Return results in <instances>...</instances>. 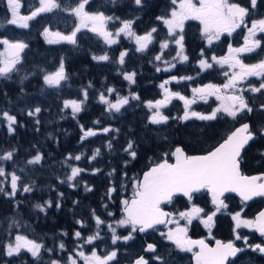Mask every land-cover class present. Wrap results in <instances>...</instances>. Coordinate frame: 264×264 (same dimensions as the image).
<instances>
[{"label": "snow or ice", "instance_id": "obj_1", "mask_svg": "<svg viewBox=\"0 0 264 264\" xmlns=\"http://www.w3.org/2000/svg\"><path fill=\"white\" fill-rule=\"evenodd\" d=\"M113 5L119 0H109ZM10 18L0 20V29H6L7 26H15L19 29H29L30 21L36 20L43 14L54 13V11H63L75 17L74 27L71 32L63 33L61 31H52L48 26L43 28L41 35L45 42L49 45L70 44L78 46V33L86 29L101 38L103 42L111 47L120 43V37L129 39L135 44V52L144 53L149 50L158 37L159 30L153 26L143 34H138L133 25L139 17L134 19H121L119 16L105 15L103 11L89 12L86 6L90 5V0H76L74 5H65L62 0H36V3L30 6L27 14H21V0H5ZM134 5L138 9H143L145 0H133ZM175 5L170 12L164 15H158L156 20L160 22L166 29V35L159 39L160 52L153 57L154 61L161 62L164 67L156 66V72H171L176 68L177 64H183L189 61V56L185 50V22L199 21L200 36L206 45L211 47L215 41H219L221 36L227 34L232 36L237 29H245L244 42L239 47H233L231 43L228 45V53L223 57L213 55L210 59L205 57L204 49H201V58L197 61L199 72L212 69L214 65L224 68L223 76L226 78L223 84L207 83L191 87L192 96L189 98L179 91L170 90L167 85L171 83L180 84L184 81H192L195 79L191 75H170L158 87L162 90V98L156 100L144 101V106L148 109V123L152 125L166 124L169 119L179 120L181 122L191 119L199 121H217L228 118L233 121L239 120L245 114H252L254 107L245 93H261L264 94V58L258 62L248 64L245 63L241 56L243 54H259L264 49V38H258L259 34H264V17L252 19L249 26L248 18L253 15V11L258 6V0H250V7H245L236 2V0H171ZM118 21L119 27L115 31L109 30L110 22ZM175 45V56L171 59H164L165 50L170 49L171 45ZM0 79H11L14 74L19 75L23 70L25 52L29 45L21 39H13L8 36H0ZM129 55V50L125 49L119 53L118 58L114 61L119 64L117 73L123 77L129 85L136 83L135 71L127 72L123 70L125 65V57ZM93 61L110 62V55L105 52L102 55H93ZM152 61H150L151 63ZM43 72V84L47 88L59 90L64 86L62 82L69 80V74L66 70L65 59L61 57L56 69L52 72ZM199 72L197 75H199ZM29 73L20 76L21 82L28 78ZM249 77H257L261 79L258 86L249 83L244 86V82ZM93 84L88 83L86 87H82L80 92L83 99H64L63 107L60 109H71V115L74 120L77 119L79 113L84 111L85 103L89 99L88 89ZM23 91V89H21ZM43 91V89H42ZM115 94V99L110 100L109 96ZM214 97L219 103L211 112L202 113L192 109V105L197 101L208 103L209 98ZM98 102L105 105L104 111L110 116L113 113H120L130 100L139 101L141 98L135 92H129L128 95H121L117 89L107 86L101 91L97 97ZM173 99L183 102V114L179 116L169 117L165 115L161 109L166 108ZM259 110L264 111V103L259 105ZM42 109L37 106L27 112L30 117H37ZM64 117L62 116L61 119ZM0 121L6 122L8 133L14 134L18 125L16 116L10 114L7 110H0ZM36 125L40 124V120H35ZM93 125H99V119L92 121ZM23 126V125H19ZM80 127V138L78 143L83 146L89 138L98 135L110 136L112 132H119L110 126L100 128ZM39 131V127L36 129ZM259 135L264 136V125L258 129ZM51 136V134H49ZM257 131L253 130L252 125L248 122L241 123L239 127L226 136L218 146L204 154L189 155L181 146H176L162 154L158 161H152L151 166L143 172L141 176L129 178L125 170L118 172L117 168H111L107 172L109 177V186L102 200H114L113 193L118 191L114 183V178L119 174L122 181H130L131 196L124 197L120 200L121 215L116 218L115 213L108 211L109 204L104 202L101 206L105 210L110 220L102 218L95 209L90 210V216L94 221V230L90 235L84 236L83 229L89 227L85 219H76L78 225L72 233V239L75 247L69 252L67 259H57L54 257L57 252L67 251L65 242L58 240L56 247H48L43 238H34L27 232H21L22 227L19 220L13 218L8 223V229H15V233L8 231L7 235L11 239H6L0 245L2 254L5 257L22 259L25 254L32 258L34 264H43L44 254L47 253L49 260L47 264H78V260H82L84 264H119L118 249L113 248L105 255L97 254V250L93 247L90 254L84 251L85 245H93L95 241L103 240L102 232L107 229L111 234V244L117 245L118 241L125 244L134 239V233H148L149 231L158 233L161 240L167 244L174 246L180 252H191L196 264H236V260L240 259V254L244 253L246 248L252 252H259L264 255V242L252 245L248 243V238L242 236L238 231L240 228L254 229L262 237H264V210H261L256 217L244 218L241 207L235 213H228L229 205L226 202L231 198V194L239 197L245 204L254 198H264V173L257 176H247L241 172L242 152L250 141H254ZM114 136H110L104 147L112 151ZM165 139H167L165 137ZM35 147V145H33ZM16 149L0 151V193L10 199H15L17 193L33 192L36 182L31 180L30 183L23 182V176L18 173H27L25 167H15ZM123 153L129 159L123 160V169H127L128 165L137 159L138 149L137 143L133 139H129L122 148ZM261 156H264L262 151ZM101 155V148H95L92 154L87 157L91 164L98 156ZM85 156L84 152L73 155L67 154L61 161L63 166L70 169L64 179H60L59 183L67 184L69 188H77L79 186L78 178L82 173H90L96 175L103 172V169L92 167L91 169L79 167L71 161H80ZM43 159L42 154L37 153L26 161V165L40 164ZM151 160V158H149ZM174 161V162H171ZM12 162L13 170L8 171L6 163ZM8 185L6 188L5 185ZM121 187L125 188L126 184L121 183ZM10 188V190H8ZM84 191L92 192L93 187L84 183ZM208 194L210 203L214 210L206 211L204 207L198 206L195 200L198 195ZM63 192L58 193V199L53 202L51 199L45 200L43 203H33L34 210L47 214V210L53 207L60 209L62 207ZM183 198L186 201L185 207L181 209L168 210L167 206H174L176 202ZM79 201L74 200L73 205H78ZM19 205H16L18 209ZM71 211V210H70ZM227 213L231 215L234 221L233 235L235 240H243L244 246L240 247L233 240L227 242L219 239L215 240V247H210L205 239H191L189 237V226L194 221H199L209 232V239H212L211 232L214 226V217L217 213ZM181 221L184 223L181 224ZM171 225V227H170ZM118 229L127 231V235L118 233ZM68 232L60 230L59 237H67ZM194 249H198L195 251ZM144 252L151 253V261L156 264H169L166 255L161 251L157 243H147ZM150 259L144 255L137 256L131 264H150ZM24 264H27L25 261Z\"/></svg>", "mask_w": 264, "mask_h": 264}, {"label": "trees", "instance_id": "obj_2", "mask_svg": "<svg viewBox=\"0 0 264 264\" xmlns=\"http://www.w3.org/2000/svg\"><path fill=\"white\" fill-rule=\"evenodd\" d=\"M162 1L145 0L143 9H138L134 5L133 0H121V2L119 0L115 5L110 3L109 0H90V5L86 6V9L89 12L103 10L105 15L119 16L121 19H134L135 17H139L133 27L138 34H143L153 26L157 27L159 32L162 30L159 22L156 20V17L160 14L158 9ZM236 2L242 6L250 7V0H236ZM133 8L137 11L136 14L133 13ZM262 17H264V0H258L257 8L253 11V15L248 18L249 26L252 19ZM116 24L120 26L118 21H113L109 23L108 28L113 30ZM245 34V29H237L232 36L224 34L219 41H215L209 47L200 36L198 23H187L185 26L184 43L189 61L183 64H177L176 68L170 73L164 71L158 73L155 70L156 66L164 67L161 62L153 60V57L160 52L157 41L144 53H135L134 42L125 39L123 36L120 37L119 44L112 45L111 47L95 40H82L78 42V46L66 44L57 45V47L48 46V48L45 46L44 48L36 42L32 48H28L25 52L21 73L19 75L14 74L12 76L13 78L7 79V81L0 79V110L9 111L10 114L16 116L19 122L15 126V133L10 135L7 131L6 122L0 121V151L15 148L17 150L15 167L17 169L25 167L28 170L27 173H19L23 176L24 183H30L31 180H35L36 186L31 193L18 192L13 200L0 193V245L6 239L12 238L6 235L7 237L5 239L2 235L6 231L14 230L8 229V223L11 219L16 218L21 225L26 226L20 229L22 232H27L34 238H43V242L50 248L56 247L58 240L62 239L67 249H69L74 242L72 233L78 227L75 223L76 219H85L89 224L88 228L82 230L84 236L89 235L94 230V221H92L90 216L91 209H95L97 214L102 218L110 220L111 218L107 217L105 210L101 206L104 202H107L109 204L108 211L115 213L116 218H119L122 214L120 211V200L124 197L131 196L130 181H122V176L118 174L114 178L115 186L118 189L116 193H113L114 200H102L109 186L107 172L111 168H117L118 172L120 170L127 171L129 178L141 176L144 170L151 166L152 161H158L164 152L174 149L179 145L189 155L203 154L212 150L217 143L226 138L230 131L243 122H249L253 130L257 131V136L243 151L241 168L245 173L257 174L264 172V156L260 154L264 151V136L259 135L258 132L259 127L264 125V111L259 110V105L264 103V94L245 93L250 102H252L255 110L250 115H243L237 121L228 118L217 121L191 119L183 122L169 119L166 124L152 125L148 123L147 118L150 113L143 103L144 101L162 98V90L158 85L170 75H191L195 77L192 81L167 85L170 90L179 91L189 98L192 96L191 87L207 83L223 84L226 78L222 73L226 70V67L220 68L214 65L212 69L199 72L197 61L201 58L200 51L204 49L205 57L209 59L213 55L222 57L228 53L229 43L233 47L241 46L244 42ZM258 38H264V34H259ZM125 49L129 50V55L125 57L123 70L127 72L135 71L137 73L135 77L136 83L132 85H129L117 73V68L120 65L114 62L118 58L119 53ZM105 52L110 55V62L97 63L92 60L91 57L93 55H102ZM172 56H175L174 52L172 55L165 52L164 59H171ZM61 57H64L66 70L68 74H71L69 75L68 83L62 82L64 86L59 90L47 88L42 84V74L44 73L40 70L44 69L46 72L54 71ZM261 58H264V49L260 50L259 54L253 53L241 56V59L248 64L256 63ZM150 61L152 62L150 63ZM35 66L39 68H35ZM198 72L199 75H197ZM25 73H29L28 78L21 82L20 76ZM89 82L93 84V87L88 89V92L90 91L89 99L85 103L84 111L78 114L77 119L74 120L72 118L69 109L61 112L60 109L63 107L64 99H83L80 89L86 87ZM247 83L257 86L261 83V79H250ZM107 86L114 87L121 95H128L129 92H135L141 99L139 101L130 100L129 105H126L120 113H113L110 116L104 111L105 105L99 103L97 99L99 93L104 91ZM41 88L43 91H41ZM115 98V94L109 96L110 100H114ZM214 105L215 101L212 98L209 99L208 103L197 101L191 107L195 111L208 113L212 111ZM37 106L42 109L37 114V117L28 116L27 112ZM161 111L169 117L182 115L183 102L178 99H173L171 104L161 109ZM61 115L65 117L61 119ZM36 119L40 120L39 125H36ZM96 119L100 120L101 123L99 125H93L92 121ZM81 124L85 128L110 126L114 129H119V132H112L110 134V136L115 137L112 141L114 150L110 151L104 147L110 136L103 134L89 138L81 146L78 143L81 135L79 125ZM37 127H39V131L36 130ZM129 139L136 141L138 157L128 165L127 169H123V160L129 159V157L123 153L122 148ZM95 148H101V155L90 164L87 157L92 154ZM37 151L43 156L40 164L26 165V161L34 156ZM80 152H84L85 156L80 161H71L70 163L88 169L92 167L101 168L103 172L96 175L82 173L78 178L79 186L73 189L69 188L66 183H59L57 177L64 179L66 174L70 172V169L65 171V166L61 164L64 157L69 153L75 155ZM5 166L8 171L13 170L12 162H7ZM85 182L93 187L92 192L84 191ZM122 182L126 184L125 188L121 187ZM5 187L7 188L8 185L6 184ZM59 192L64 193L62 200L64 202H62L60 209H57L55 203H53V207L49 208L45 215L31 207L33 203H43V200L52 199L55 202L58 199ZM198 196L205 198L206 193ZM17 199L22 200L17 202ZM74 200H78L79 204L73 205ZM16 205H19L18 210ZM34 223L36 225H33ZM60 230L67 231L68 236L59 237ZM56 257L58 258L59 255L56 254L52 258ZM47 258L49 256L45 253L43 259ZM25 261L27 264H34L32 258L27 254L22 259L9 258L3 256L2 249H0V264H24Z\"/></svg>", "mask_w": 264, "mask_h": 264}, {"label": "flooded vegetation", "instance_id": "obj_3", "mask_svg": "<svg viewBox=\"0 0 264 264\" xmlns=\"http://www.w3.org/2000/svg\"><path fill=\"white\" fill-rule=\"evenodd\" d=\"M21 3H22L21 14H27L30 9V7L27 5V0H21ZM75 3L76 2H74L73 4ZM132 10L134 14L137 13L135 8H133ZM9 14L10 13L7 10L5 0H0V18H1L0 20H4L6 17L10 18ZM56 14L57 11H54V13L43 14L42 16L38 17L36 20L30 21L29 23L31 28L25 30L9 25L10 27L7 26L6 29H0V36H8V37L10 36L13 39H21L24 41L27 40L25 42L29 45V48H32V46L36 42H38L43 47L45 46L57 47V45H66V43L49 45L45 42L44 37L41 35L43 28L45 26H48L52 31H61L63 33H69L72 31L74 27L75 17L69 14V17L71 18L68 19V21H73V22L69 23L67 27L59 26V25H54L55 21H53V19L55 18ZM60 17L66 21L63 15H60ZM189 22H195V21H191V20L186 21L185 26ZM82 40H89V41L95 40L103 45H106L101 38L97 37L95 34L87 31L86 29L78 33V42ZM151 46L149 47V49L151 48ZM0 51H2V48H0ZM262 173H257V174H262ZM251 174L254 173H245V175L247 176H250ZM226 202L229 205V209L227 210L228 213H235L236 211H239L241 207H243L244 211L242 212L241 215L244 218L254 219L256 213L264 207V198L255 199L252 202L245 204L244 202L239 201L234 195H231V198H229ZM195 203L198 206L204 207L208 212L214 210L207 194L205 198H203L202 196H197ZM185 205H186V201L183 198H180L174 206H167V208L168 210H173L174 207L175 209L182 210L185 207ZM221 219H224L226 221L225 222L224 220L221 221ZM183 223L184 222L181 221V224ZM233 223L234 221L231 219L230 214L224 212L217 213V216L214 217V226L211 232V235L214 238L212 239L208 238L209 237L208 230L205 229L204 226L199 223V221H194L193 224L189 226V237L194 240L205 239L206 243H208L210 247H213L215 245L216 239L225 242L229 240H233L237 246L243 247L244 246L243 240L234 239ZM238 231L242 236H246L248 238V243L252 245L264 242V237L258 235L255 231H252V229H247L242 227ZM91 233L92 232H90V234ZM118 233L121 235H127V231L124 229H118ZM102 235L104 236L103 240L95 241L93 245L84 246V251L86 254H90L93 247L96 248L97 254L101 256L105 255L108 251H111L113 248H117L119 264H131V261H133L139 255H144L146 258L150 259L152 254L144 252V248L146 247L147 243H157L160 246L161 251L166 255L169 264H196L193 254L191 252H180L176 250L174 246L169 245L165 241L161 240L158 233L155 232L149 231L148 233H134L133 234L135 237L134 239L128 241L126 244L123 241H118L117 245L111 244V234L107 232L106 228L102 232ZM74 247H75V243L73 242L72 246L69 249H67V251L57 253L59 255L58 259L66 260L69 252H71ZM194 250L197 251V249ZM78 264H84V262L82 260L80 261L78 260ZM150 264H156V262L151 261L150 259ZM236 264H264V255H261L259 252H252L251 249L246 248L244 253L240 254V259L236 260Z\"/></svg>", "mask_w": 264, "mask_h": 264}, {"label": "rangeland", "instance_id": "obj_4", "mask_svg": "<svg viewBox=\"0 0 264 264\" xmlns=\"http://www.w3.org/2000/svg\"><path fill=\"white\" fill-rule=\"evenodd\" d=\"M74 2H76V0H62V3H64L65 5H68V4H72V5H74L73 3ZM194 2H197L198 3V0H194ZM36 3V0H27V5L30 7V6H32V5H34ZM173 7H175V5H172V3H171V0H163L161 3H160V8L158 9L159 10V12H160V14L159 15H164V14H166V13H168V12H170V10L173 8ZM59 13V14H58ZM60 15H63L64 17H65V19H66V21L64 20V19H62L61 17H60ZM71 17H69V13H64L63 11H58L57 10V14H56V16H55V18L53 19V21H55V23H54V25H59V26H66L67 27V25L69 24V23H72L73 21H68V19H70ZM195 22H198L199 23V21H195ZM159 24H160V27H161V31L159 32V37H158V39H157V45L159 46V39H162L165 35H166V29L164 28V26L159 22ZM199 25V24H198ZM118 26V24L117 25H115V29L116 28H118L117 27ZM200 26V25H199ZM109 27V26H108ZM115 29H113L112 31H115ZM110 30V29H109ZM258 35H259V33H258ZM151 46V45H150ZM159 50H160V46H159ZM175 51H176V48H175V45L173 44V45H171L170 46V49H167V50H165V52H167V53H170L171 55L173 54V52L175 53ZM225 55H227V54H225ZM225 55H223V56H225ZM244 55V54H243ZM222 56V57H223ZM220 67V66H219ZM226 67V70H224V71H227L228 69H227V66H225ZM35 68H39V67H37V66H35ZM250 79H256V80H258V79H260V78H257V77H249L248 78V80H246L245 82H244V86H247L248 85V83H247V81H249ZM260 84V83H259ZM258 86V85H257ZM214 99V101H215V105H214V107L219 103L218 101H216L215 100V98L214 97H211V98H209V99ZM173 101V100H172ZM171 104V103H170ZM169 104V105H170ZM168 105V106H169ZM167 106V107H168ZM69 110H70V112H71V109L69 108ZM71 114V113H70ZM68 168L65 166V171L67 170ZM19 174V173H18ZM224 219H221V221H223ZM226 220H224V222H225ZM233 225H234V223H233ZM248 229V228H247ZM24 230V229H23ZM21 231V230H20ZM7 232L8 231H6V233L4 234V235H2V236H4V238L6 239V237L8 236L7 235ZM12 232H13V234L15 233V229L14 230H12ZM22 232V231H21ZM7 235V236H6ZM10 237V236H9ZM167 255H168V253H167ZM58 259V258H57ZM49 260V258H47V259H43V264H47V261ZM80 261V260H79Z\"/></svg>", "mask_w": 264, "mask_h": 264}, {"label": "bare ground", "instance_id": "obj_5", "mask_svg": "<svg viewBox=\"0 0 264 264\" xmlns=\"http://www.w3.org/2000/svg\"><path fill=\"white\" fill-rule=\"evenodd\" d=\"M120 2H121V0H120ZM28 9H29V8H28ZM64 13H66V12H64ZM6 14H7V13H6ZM58 14H59V13H58ZM1 15H2V14H1ZM9 15H10V14H9ZM4 17H5V16H4ZM0 19H1V18H0ZM34 25H35V24H34ZM9 27H10V26H9ZM14 27H15V26H14ZM33 27H34V26H33ZM30 28H31V27H30ZM8 29H9V28H8ZM15 30H16V28H15ZM24 30H25V29H24ZM32 32H33V31H32ZM7 33H8V32H7ZM14 33H15V32H14ZM24 36H25V35H24ZM9 37H10V36H9ZM18 38H19V37H18ZM38 38H39V37H38ZM25 41H27V40H25ZM85 41H86V40H85ZM94 43H96V42H94ZM79 44H80V43H79ZM97 44H98V43H97ZM72 46H73V45H72ZM79 47H80V46H79ZM99 47H100V46H99ZM99 47H98V48H99ZM44 48H45V47H44ZM47 48H48V46H47ZM71 48H72V47H71ZM73 49H74V48H73ZM66 50H67V49H66ZM48 51H49V50H48ZM75 51H76V49H75ZM51 52H52V51H51ZM47 53H48V52H47ZM71 53H72V51H71ZM57 54H58V53H57ZM48 56H49V55H48ZM68 56H70V55H68ZM72 56H73V55H72ZM72 56H71V58H72ZM57 57H58V56H57ZM71 58H70V59H71ZM66 60H67V59H66ZM48 61H50V60H48ZM56 61H57V60H56ZM56 61H55V62H56ZM58 61H59V60H58ZM114 61H115V60H114ZM65 62H66V61H65ZM49 63H50V62H49ZM114 64H115V63H114ZM57 65H58V63H57ZM106 66H107V65H106ZM113 66H114V65H113ZM113 66H112V68H113ZM114 68H115V67H114ZM113 70H114V69H113ZM24 71H25V70H24ZM23 73H24V72H23ZM42 75H43V74H42ZM69 75H71V74H69ZM15 77H16V76H15ZM15 77H14V78H15ZM39 77H40V76H39ZM69 77H70V76H69ZM12 78H13V77H12ZM17 79H18V78H17ZM2 81H3V80H2ZM6 81H7V80H6ZM16 82H17V81H16ZM67 83H68V82H67ZM42 84H43V83H42ZM66 85H67V84H66ZM79 85H80V84H79ZM66 87H68V86H66ZM71 88H73V87H71ZM41 89H42V88H41ZM45 89H46V88H45ZM36 90H37V89H36ZM72 90H73V89H72ZM41 91H42V90H41ZM89 92H90V91H89ZM37 94H38V93H37ZM49 95H50V94H49ZM75 95H76V94H75ZM75 95H74V96H75ZM70 113H71V112H70ZM68 115H69V114H68ZM61 116H63V115H61ZM64 117H65V116H64ZM70 117H71V116H70ZM11 169H12V168H11ZM27 171H28V170H27ZM49 171H50V170H49ZM241 172L245 175V172L242 170V168H241ZM23 182H24V181H23ZM44 184H45V183H44ZM51 185H52V184H51ZM39 188H40V187H39ZM42 188H43V187H42ZM47 190H48V189H47ZM40 192H41V191H40ZM48 197H49V196H48ZM27 198H28V197H27ZM46 198H47V197H46ZM46 198H45V199H46ZM23 199H24V198H23ZM47 199H48V198H47ZM12 200H13V199H12ZM19 200H22V199H19ZM19 200L17 199V202H18ZM51 200H52V199H51ZM8 201H9V200H8ZM17 202H16V204H17ZM43 202H44V200H43ZM62 202H64V201H62ZM5 203H9V202H5ZM41 203H42V202H41ZM63 204H64V203H63ZM28 206H29V205H28ZM29 207H30V206H29ZM29 207H28V208H29ZM31 207H32V206H31ZM31 207H30V209H31ZM72 207H73V205H72ZM0 208H1V207H0ZM8 208H9V207H8ZM19 209H20V208H19ZM12 210H13V209H12ZM17 210H18V209H17ZM27 210H29V209H27ZM31 210H32V209H31ZM9 211H10V210H9ZM15 211H16V210H15ZM15 211H14V212H15ZM32 211H33V210H32ZM32 211H31V212H32ZM54 211H55V209H54ZM12 212H13V211H12ZM31 212H30V213H31ZM55 212H56V211H55ZM33 213H34V212H33ZM4 214H5V213H4ZM4 214H3V215H4ZM10 214H11V213H10ZM26 214H27V213H26ZM26 214H25V215H26ZM70 214H71V213H70ZM28 215H29V211H28ZM4 216H6V215H4ZM4 216H3V217H4ZM9 216H10V215H9ZM7 217H8V216H7ZM31 218H32V217H31ZM31 218H30V219H31ZM45 218H46V217H45ZM57 218H58V217H57ZM74 219H75V218H74ZM74 219H73V220H74ZM88 219H89V217H88ZM32 220H33V218H32ZM32 220H31V221H32ZM38 221H39V220H38ZM2 222H3V221H2ZM34 222H35V221H34ZM89 222H90V221H89ZM92 223H93V222H92ZM93 224H94V223H93ZM33 225H36V223H34ZM91 225H92V224H91ZM31 226H32V225H31ZM50 226H51V225H50ZM34 227H36V226H34ZM91 229H92V228H91ZM34 230H35V229H34ZM72 231H73V230H72ZM57 233H58V232H57Z\"/></svg>", "mask_w": 264, "mask_h": 264}, {"label": "water", "instance_id": "obj_6", "mask_svg": "<svg viewBox=\"0 0 264 264\" xmlns=\"http://www.w3.org/2000/svg\"><path fill=\"white\" fill-rule=\"evenodd\" d=\"M243 123H244V122H243ZM248 123H249V122H248ZM240 124H241V123H240ZM240 124H238L237 127H239ZM235 128H236V127H235ZM235 128H234V129H235ZM234 129H233V130H234ZM222 141H223V140H222ZM222 141H220L219 143H221ZM251 142H252V141H250L249 144H251ZM219 143H217L216 146H218ZM249 144L246 146V148L249 146ZM246 148H245V149H246ZM205 153H206V152H205ZM242 153H243V152H242ZM203 154H204V153H203ZM191 155H197V154H191ZM171 162H174V161H171ZM149 167H150V166H149ZM147 169H148V168H147ZM147 169H145L144 171H146ZM142 174H143V173H142ZM142 174H141V177H142ZM257 175H260V174H251L250 176H257ZM207 195H208V194H207ZM231 195H234V196H235V194H231ZM208 197H209V199H210V196H209V195H208ZM235 197H236L239 201H241L239 197H237V196H235ZM255 199H259V198H254L253 200H255ZM253 200L248 201L247 203H250V202H252ZM261 210H264V207H263L262 209H260V210L256 213V215H257ZM256 215H255V217H256ZM255 217H254V218H255ZM252 231H255V230L252 229ZM255 232H256V231H255ZM256 233H257L258 235H260L258 232H256ZM213 247H215V245H214ZM197 251H198V249H197Z\"/></svg>", "mask_w": 264, "mask_h": 264}]
</instances>
